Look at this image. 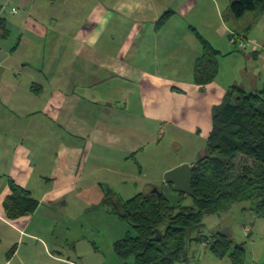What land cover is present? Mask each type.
<instances>
[{"label": "crops", "instance_id": "crops-1", "mask_svg": "<svg viewBox=\"0 0 264 264\" xmlns=\"http://www.w3.org/2000/svg\"><path fill=\"white\" fill-rule=\"evenodd\" d=\"M6 1L7 36L0 38V264H85L80 237L72 239L69 229L62 242L54 236L66 223H60V201L73 193L92 195L90 186L80 184L84 162L103 159L104 151L120 161L135 157L148 144L140 135L160 134L163 126L208 136L213 108L229 87H264V58L260 48L250 52V64L262 63L247 85L215 77L199 87L193 69L202 51L195 35L229 53L228 38L247 39L241 32L264 13L247 15L248 22L226 21L230 0ZM13 8L19 13L12 14ZM43 162L48 177H34ZM10 181L38 202L30 216L6 217ZM104 194H93L100 197L95 201ZM191 244L183 264H226L203 243L200 253Z\"/></svg>", "mask_w": 264, "mask_h": 264}, {"label": "trees", "instance_id": "trees-1", "mask_svg": "<svg viewBox=\"0 0 264 264\" xmlns=\"http://www.w3.org/2000/svg\"><path fill=\"white\" fill-rule=\"evenodd\" d=\"M5 13L0 17V38L7 36ZM262 13L264 0H230L223 17L226 21H239L248 14ZM169 15L170 12L165 13L158 25ZM195 36L202 52L194 65L193 83L203 87L217 76L220 53L198 34ZM245 160L250 164H245ZM191 165L189 196L193 207L181 206L184 195L179 193L176 206L160 191L137 194L125 202L115 199L110 192L103 195L101 204L133 232L113 244L114 254L122 264L186 262L194 241L189 232L201 227L205 215L225 213L236 203L247 202L255 218L264 220V87L256 92L237 86L226 90L221 103L213 108L206 147ZM9 187L10 195L3 202L6 217L15 220L33 214L38 202L30 192L12 181ZM155 235L156 240H152ZM212 237L206 246L214 257L221 261L227 259L231 264H245L241 246H233L221 232L213 233ZM194 242L201 240L196 238Z\"/></svg>", "mask_w": 264, "mask_h": 264}, {"label": "rangeland", "instance_id": "rangeland-1", "mask_svg": "<svg viewBox=\"0 0 264 264\" xmlns=\"http://www.w3.org/2000/svg\"><path fill=\"white\" fill-rule=\"evenodd\" d=\"M244 18H248V16L246 15ZM263 18L248 31L241 32L247 36L246 41L252 44L246 49L245 56L240 51L239 53L235 52L236 47L230 43V38H228L229 51L231 52L221 51L218 58L216 79L221 83H229L234 79L233 81H236L238 86L239 83L247 85L251 71L261 65L262 61H252L250 64L248 57L254 50V45L256 46L255 51H258L262 45L261 41H264ZM246 20L248 22L249 18ZM243 70H247V73ZM132 109L135 113L138 112L136 104ZM149 131L140 135L148 141V144L135 157H128L125 161H120L115 152L104 151L103 159L98 160L95 157L84 162L85 170L80 184L82 188L90 186L88 194L92 195H89L90 197L84 195L85 198L82 199V196L78 198L73 193L60 201L62 204L59 206L63 207L64 213L60 223H64V221L66 223L56 227L54 236L57 234L58 240L62 242L66 238L65 235L68 234L66 233L67 229H69L72 239L80 237L77 243L78 247H82L85 264H122L114 254L113 244L123 239L127 233L133 235L131 228L117 215L112 214L110 209L102 205L100 201L96 202L95 200L98 201L100 197H95L93 194L110 192L115 199L125 202L137 194H146L157 189L171 205L176 206L179 204L178 192L170 184L165 183L163 178L165 172L184 164L194 163L206 147L207 136L203 133L188 134L164 126L160 134L155 133L154 130L152 133ZM55 138L53 135V142L57 141ZM244 163L250 164V161L245 160ZM41 166L43 169H36L34 177L38 178L40 173L48 177L50 167L44 162ZM89 200L96 202L94 205H96L97 211L84 216L82 214L84 210L96 209L95 206H90ZM180 205L183 207L194 206L189 195L183 196ZM59 206L55 208H60ZM249 207L247 202L236 203L225 213L205 215L201 227L198 230L190 231L189 236L194 238V241L196 238H200V243L206 246L212 242L213 233H224L229 237L233 246H241L244 249L245 264H264V220L255 218ZM252 223L254 225L250 226ZM164 227L165 225H162L161 229ZM191 247L198 250L199 253L203 250V246L197 242H192ZM207 255H210L208 251ZM222 263L229 264V261L225 259Z\"/></svg>", "mask_w": 264, "mask_h": 264}, {"label": "water", "instance_id": "water-1", "mask_svg": "<svg viewBox=\"0 0 264 264\" xmlns=\"http://www.w3.org/2000/svg\"><path fill=\"white\" fill-rule=\"evenodd\" d=\"M192 167L193 165L184 164L168 170L163 176L165 183L172 185L174 190H176L179 194L190 195L189 171ZM150 193L158 194L159 192L157 189H154ZM253 225L254 223H252L250 226ZM159 234V232H156V235ZM156 235L152 238V240H156Z\"/></svg>", "mask_w": 264, "mask_h": 264}, {"label": "built area", "instance_id": "built-area-1", "mask_svg": "<svg viewBox=\"0 0 264 264\" xmlns=\"http://www.w3.org/2000/svg\"><path fill=\"white\" fill-rule=\"evenodd\" d=\"M6 4H7V1L4 2L2 4V6L0 7V17L2 16V14H4L6 12ZM10 12L14 15L18 14L19 13V10L13 8L10 10ZM230 43L233 44L236 49L242 53H244L246 51V49L248 47H250L252 44L248 43V41H246V39H243V38H235V37H231L229 39ZM254 45V44H253ZM261 49V53H262V57L264 58V45L262 47H259ZM254 49H256V46L254 45Z\"/></svg>", "mask_w": 264, "mask_h": 264}]
</instances>
